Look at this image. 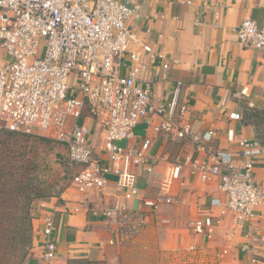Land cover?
I'll return each instance as SVG.
<instances>
[{"label": "built area", "instance_id": "obj_1", "mask_svg": "<svg viewBox=\"0 0 264 264\" xmlns=\"http://www.w3.org/2000/svg\"><path fill=\"white\" fill-rule=\"evenodd\" d=\"M138 8L135 0H0V49L7 56L0 66V132L45 136L66 147L79 167L72 179L78 191H103L113 173L131 198L140 194L141 170L155 172L153 136L130 146L118 143L135 139V129L146 122L157 134L192 143L195 152L185 161L175 157L162 193L143 197L144 203L156 207L177 202L173 181L188 166L201 180L219 182L226 198L212 204L221 215L236 223L255 220L256 209L264 206V187L247 151L253 143L240 139L236 152L214 147L213 129H194L183 81L176 82L169 99L155 93L152 61L133 48L137 39L129 20ZM235 32L242 46L262 53L264 65V28L249 18ZM246 92L243 88L242 94ZM92 124H97L96 132ZM105 211L126 218L130 209L117 202ZM212 221L210 216L196 219L192 227L202 233ZM53 227L49 212L42 232L50 236ZM57 247L55 240L43 244L44 264L55 258ZM254 251L250 264H259Z\"/></svg>", "mask_w": 264, "mask_h": 264}, {"label": "crops", "instance_id": "obj_2", "mask_svg": "<svg viewBox=\"0 0 264 264\" xmlns=\"http://www.w3.org/2000/svg\"><path fill=\"white\" fill-rule=\"evenodd\" d=\"M135 1L139 8L129 20L137 39L133 48L152 61L155 93L169 99L176 82L183 81L194 129H213L212 144L222 150L239 151L240 139L252 142L247 151L255 160V178L264 187V146L256 140L255 126L245 118L247 107L264 112L262 53L242 46L235 32L249 18L264 28V0ZM6 60L0 49V66ZM243 88H247L245 94ZM92 127L94 132L99 129L97 124ZM137 128L144 130L143 136L136 134L135 139L123 141L125 145L147 135L154 141L155 172L141 170L140 194L126 198L113 173L103 191L67 192L71 196L61 204L49 206L54 221L50 236L42 232L41 220L37 264H44L42 247L51 240L58 247L55 258L45 264H250L253 249L259 264H264V206L256 209L255 220L249 222L236 223L230 215H221L220 207L212 204L214 199L226 198L217 180L203 181L184 166L171 189L177 202L156 207L144 203L143 197L162 193L175 157L185 161L195 151L192 143L157 134L146 122ZM117 202L126 203L128 217L121 218L115 211L105 214ZM208 216L213 219L211 225L202 233L194 231L192 222ZM245 245L252 248L245 250Z\"/></svg>", "mask_w": 264, "mask_h": 264}, {"label": "rangeland", "instance_id": "obj_3", "mask_svg": "<svg viewBox=\"0 0 264 264\" xmlns=\"http://www.w3.org/2000/svg\"><path fill=\"white\" fill-rule=\"evenodd\" d=\"M143 132L144 130L141 128L135 129V133L138 136H143ZM0 133V161H5L12 155L15 158L19 157L21 150L26 151L28 156L32 157L29 149L34 144H37V138L18 135L12 137V140H10L12 143L3 146L2 141L8 138L9 135L2 132V130ZM42 144L45 146L42 150V162H40V166L44 169L43 172L46 173L45 184L55 188L57 192L63 190V188L64 190L60 196H46L33 201L30 205L29 213H27V210H24L20 214L24 216L20 221V225L18 224L21 238H18L12 229L8 234L4 235V239L0 240V264H37L39 259V226L41 220L50 212V207L48 206L50 204H61L64 197L71 196L67 192H72L76 189L72 179L79 167L71 162L66 147L53 140L50 143L44 141ZM118 144L125 145L123 141ZM7 147L14 149L13 152H7ZM1 153L4 154L1 155ZM17 162L18 164L24 163L21 160H17ZM18 169L20 172L21 169Z\"/></svg>", "mask_w": 264, "mask_h": 264}, {"label": "trees", "instance_id": "obj_4", "mask_svg": "<svg viewBox=\"0 0 264 264\" xmlns=\"http://www.w3.org/2000/svg\"><path fill=\"white\" fill-rule=\"evenodd\" d=\"M245 118L247 123L255 126L256 140L264 146V112L247 107ZM2 132L9 135L8 138L2 141L3 146L12 143L10 141L12 137L18 135L37 138L38 141L29 149L32 157H29L26 151L21 150L19 157L15 158L12 155L7 160L0 161V240H3L4 235L8 234L11 229L18 238H21L19 225L24 216L20 214L24 210L29 213L33 201L46 196H60L64 190L63 188V190L57 192L55 188L46 185V173L43 172L44 169L40 166V162H42L41 154L45 146L42 143L44 141L50 143L51 139L45 136L25 135L9 129H3ZM7 148V152H13L14 150L10 147ZM3 154L1 153V155ZM17 160L24 161V163L18 164ZM18 168L21 169L20 172Z\"/></svg>", "mask_w": 264, "mask_h": 264}]
</instances>
